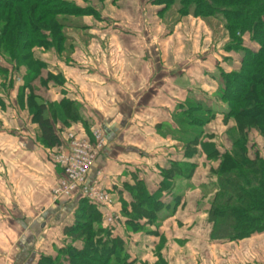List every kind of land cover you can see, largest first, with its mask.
Returning <instances> with one entry per match:
<instances>
[{
	"label": "crops",
	"instance_id": "obj_1",
	"mask_svg": "<svg viewBox=\"0 0 264 264\" xmlns=\"http://www.w3.org/2000/svg\"><path fill=\"white\" fill-rule=\"evenodd\" d=\"M92 9L97 16L69 18L81 22L67 25L65 30L73 33L66 36V52L33 50L34 59L43 64L39 78L44 80L34 81V94L57 106L53 125L58 146L43 145L37 124L19 105L20 76L0 80V264H36L43 246L62 241L59 232L70 222L80 198L75 194L67 200L53 199L51 190L61 171L52 157L67 150L69 134L89 138L96 124L105 142L86 184L110 194L111 205L96 209L112 236L124 239L130 260L152 264L159 252L168 260L172 253L185 257L187 246L200 245L183 232L191 235L201 228L200 217L207 213L196 203L206 198L196 184L206 183L211 178L207 173L213 176L215 163L199 145L191 158L185 157L186 146L174 118L189 97L214 110L215 105L224 109L215 98L218 76L237 71L240 59L234 60L225 46L213 50V34L203 19L178 16L169 28L167 11L161 13L162 7L150 0H105L92 3ZM24 72L20 68L18 74ZM63 102L80 111L88 128L79 120L60 119L59 113L67 111L59 108ZM215 120L222 122V113L216 111L205 126L210 127L212 145ZM187 165H193L189 179L184 177ZM163 183L169 186L160 194L165 207L158 214L159 223L146 225L151 232L145 235L128 237L120 218L123 208L130 211V189L142 185L155 195ZM186 207L190 215H198L188 224L177 218ZM115 216L117 221L108 225L106 220ZM159 234L165 239L160 240ZM167 246L176 252L165 251Z\"/></svg>",
	"mask_w": 264,
	"mask_h": 264
},
{
	"label": "trees",
	"instance_id": "obj_2",
	"mask_svg": "<svg viewBox=\"0 0 264 264\" xmlns=\"http://www.w3.org/2000/svg\"><path fill=\"white\" fill-rule=\"evenodd\" d=\"M70 1L73 0H0V57H6L9 65L8 68L0 67V80L7 81L11 74L20 76L18 103L26 107L32 122L39 128L40 141L48 148L59 145L53 125L57 106L47 104L34 94V81L42 84L44 80L39 78L43 64L34 59L33 50L53 49L57 54L63 53L65 19L97 16L94 9L79 7ZM150 1L162 7L161 13L175 3V0ZM178 5L176 13L179 17L220 19L229 40L236 43L225 49L242 53L237 71L219 74L215 95L224 105V109H219L223 122H232L227 133L236 135L230 152L219 154L214 145L203 142L201 137L205 135L202 128L214 119L218 108L214 110L189 97L184 105L178 106L174 118L186 146L187 159L193 156L197 145L208 160L219 159L215 171L217 192L207 214V222L211 224L209 238L217 242L240 241L264 234V149L263 154L255 151L250 158L246 148L249 130L258 132L264 141V0H178ZM245 35L256 44L257 50L241 48V38ZM20 68L25 69L22 76L18 74ZM59 108H67L66 112L59 113L63 122L79 120L88 128L80 118V111L71 103ZM192 166L187 165L186 179L193 172ZM168 186L163 183L155 195H149L142 185L130 189L133 202L130 211L123 208L120 223L132 233L149 231L146 225L159 223L158 214L165 207L160 194ZM91 203L80 198L75 223L64 231L68 237L78 235L71 239L78 241L80 247L70 244L54 256L40 255L36 264L135 263L125 253L123 241L112 236L111 228L104 225L100 213Z\"/></svg>",
	"mask_w": 264,
	"mask_h": 264
},
{
	"label": "rangeland",
	"instance_id": "obj_3",
	"mask_svg": "<svg viewBox=\"0 0 264 264\" xmlns=\"http://www.w3.org/2000/svg\"><path fill=\"white\" fill-rule=\"evenodd\" d=\"M70 2L71 3L73 2V4H75L76 6L84 7L85 6L84 4H86V7L92 8V3L95 4L96 2H99V1L98 0H84V1L73 0ZM178 7H179L178 0H175V3L173 4V6L167 10L165 21H166V25H169V28L173 24V22L178 18V15L176 14ZM204 21L207 27L210 28L213 34V50H216V48L220 49L221 45L228 47V46H231L232 44H236V43H231V40H229L227 33L222 28L223 25L220 19L215 20L213 18H208V19H205ZM80 22L81 21L77 19H75L74 21H71L69 18L65 19V23L68 26H73V27L79 26ZM64 33L66 36H69V34L73 32L64 30ZM241 39H242L241 48H244V50H252V51L257 50L256 44L250 40L249 36L245 35ZM64 46H65L64 51L66 52V49H67L66 47L68 46V44L65 43ZM229 52L234 53L232 54L234 60L241 59V54H242L241 52L237 53V51L235 50H231ZM6 59H7L6 57L5 58L0 57V67H4V68L9 67L8 63L5 61ZM215 107L218 108L217 112L221 114L220 110L222 109H220L219 105H215ZM218 119L220 120V118ZM222 125L227 126L226 130L223 129V127H221ZM95 126H99V125L96 124L92 128H94ZM231 126H232L231 121L224 123L223 121L219 122L215 120L213 123V145L216 150L218 149L217 152H219L220 154L227 152V151L228 152L231 151L232 140L236 136L235 133L233 134L227 133V130ZM202 130L204 131L203 132L204 134L207 133L206 135L201 136L203 138V142L210 143L212 135L208 133L207 131V130H210V127L202 128ZM214 130H217L218 132H221L222 134L216 135L214 133ZM216 146L218 147L216 148ZM246 148H247V156L250 158H253L255 151H258L259 153L263 154L264 141L262 137L260 136V134L256 132L255 130H249V132H247ZM213 162L215 163L213 165V176H211L210 173L206 174L207 176H210L211 178H213V181L210 182L209 180L211 178H208V180H206V183L202 182V183L196 184V186L199 187L201 193L203 192L205 194L204 196L206 198V199L204 198L200 199V201L198 200L196 203L197 204L196 208H199L200 210H202V213L206 212L207 214L212 205L214 196L216 195V192H217V182H216L217 178H216L215 171L219 164V159L217 158L216 160H213ZM202 176L204 178V175ZM206 195L209 198H207ZM91 204L94 205L95 208L99 207L95 205L94 203H91ZM188 205L189 204H187L186 206ZM188 209L189 207H186V212H184L183 214H179V217H177L183 222H185L186 224H188V220H191L192 218H195V217L198 218L197 213L190 215ZM75 215H76V212L74 211L70 222L67 223L68 225H65L62 228L61 232H59L64 235V237L62 236V239H61L62 241L59 243V245H50L49 243H47V245L42 247L41 252H38V254L40 255L50 254L54 256L57 254L56 252H58L61 249H65L70 244L75 247H80L78 241L74 242L71 239V238L76 239L78 235H74V236L69 235L68 237L64 234L65 229L68 230V228L75 223ZM200 218H201V228L199 229V231L198 230L192 231L191 235H189L188 230L183 232V235L186 236L187 238L194 239L196 242H198L199 240L200 245H197V247L195 246L194 248L191 246H187L186 249H184L185 252H187V253H184L185 257H183L181 253H177V254L172 253L169 260L166 254H163L162 252H161L162 254H160L159 252L157 256L158 259L152 264H264V234L262 236L252 237V238L250 237V238H246L240 241H220V242L212 241L209 238L210 231H211V224L210 226L207 224V221H206L207 215L204 216V214H202ZM128 230L126 229V232H124L126 233L128 237L132 234L136 236H141V234L145 235L146 234L145 232H148V233L150 232V231H140V232L132 233L130 230L129 231ZM169 237L170 238L168 240H171V242L175 240L174 237L172 236H169ZM119 238L123 241V244H124L123 247H124L125 253L128 254L129 249H128L127 244H125L124 239L122 237H119ZM159 238L160 240L165 239V237L161 236V234H159ZM171 245L173 244L171 243ZM169 250L172 251L171 247L167 246L165 248V251H169ZM176 250H177V247H176ZM11 251L13 252V250ZM172 252H176V251L174 250ZM147 255H150V254L148 253ZM129 258H130V255H129ZM148 260H152V259H148ZM134 264H149V263L145 260L144 262L142 261L140 263L135 262Z\"/></svg>",
	"mask_w": 264,
	"mask_h": 264
},
{
	"label": "built area",
	"instance_id": "obj_4",
	"mask_svg": "<svg viewBox=\"0 0 264 264\" xmlns=\"http://www.w3.org/2000/svg\"><path fill=\"white\" fill-rule=\"evenodd\" d=\"M68 148L52 157V161L61 169V178L51 190L54 200H67L75 194L87 199L99 207H109L112 198L108 192L96 186L86 184V176L94 164L98 153L104 147V136L100 126L90 131L89 138H78L74 134L67 136ZM117 217L106 220L108 224L117 221Z\"/></svg>",
	"mask_w": 264,
	"mask_h": 264
}]
</instances>
